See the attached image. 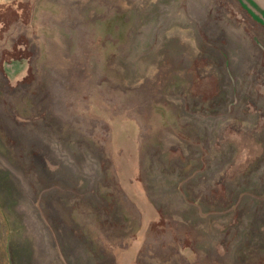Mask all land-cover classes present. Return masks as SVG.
Returning <instances> with one entry per match:
<instances>
[{
	"label": "rangeland",
	"instance_id": "1",
	"mask_svg": "<svg viewBox=\"0 0 264 264\" xmlns=\"http://www.w3.org/2000/svg\"><path fill=\"white\" fill-rule=\"evenodd\" d=\"M228 1L0 0V264H264V43Z\"/></svg>",
	"mask_w": 264,
	"mask_h": 264
},
{
	"label": "crops",
	"instance_id": "2",
	"mask_svg": "<svg viewBox=\"0 0 264 264\" xmlns=\"http://www.w3.org/2000/svg\"><path fill=\"white\" fill-rule=\"evenodd\" d=\"M230 4V8H232L231 10L235 13V15L239 18H241L242 20L248 22V24L252 25V28L254 29L255 26H257L255 24V21L252 19V17H250L249 13H252L254 15H260V12H264V0H254V1H241L242 5H240V3L238 1H228ZM259 28V27H258ZM193 119V118H192ZM192 119H190V121H192ZM193 124H195L196 122H192ZM204 127H207L205 125H203ZM197 130V129H195ZM198 131V130H197ZM208 229V227H207ZM235 256V255H234ZM232 256V258L234 257ZM204 257H202L203 259ZM235 258V257H234ZM41 261L37 260L36 264L40 263ZM43 262V261H42Z\"/></svg>",
	"mask_w": 264,
	"mask_h": 264
},
{
	"label": "flooded vegetation",
	"instance_id": "3",
	"mask_svg": "<svg viewBox=\"0 0 264 264\" xmlns=\"http://www.w3.org/2000/svg\"><path fill=\"white\" fill-rule=\"evenodd\" d=\"M230 1H238L240 3V5H242V3L240 2V0H230ZM241 1H246V0H241ZM251 1V0H249ZM254 1V0H252ZM259 22L257 23L255 21V24L257 26L254 27V30L256 32V35L260 38V40L264 43V16L262 14L259 15ZM259 27V28H258Z\"/></svg>",
	"mask_w": 264,
	"mask_h": 264
},
{
	"label": "trees",
	"instance_id": "4",
	"mask_svg": "<svg viewBox=\"0 0 264 264\" xmlns=\"http://www.w3.org/2000/svg\"><path fill=\"white\" fill-rule=\"evenodd\" d=\"M160 187L162 189V193L163 194H169L171 195V197H176L175 199L178 200L177 198V194H175L173 191H172V187H171V183H167L166 187H162V185H159V186H153V189H156ZM179 196V195H178ZM163 205V204H162Z\"/></svg>",
	"mask_w": 264,
	"mask_h": 264
}]
</instances>
